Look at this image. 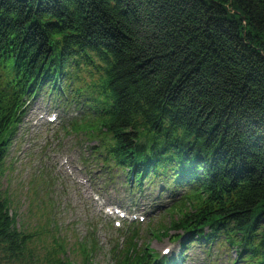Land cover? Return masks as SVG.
Returning a JSON list of instances; mask_svg holds the SVG:
<instances>
[{
  "label": "trees",
  "instance_id": "16d2710c",
  "mask_svg": "<svg viewBox=\"0 0 264 264\" xmlns=\"http://www.w3.org/2000/svg\"><path fill=\"white\" fill-rule=\"evenodd\" d=\"M40 98L104 191L171 201L157 210L178 260L129 241L114 264H182L193 245L207 264H264V0H0V264H73V246L87 264L91 239L17 222L1 187Z\"/></svg>",
  "mask_w": 264,
  "mask_h": 264
},
{
  "label": "rangeland",
  "instance_id": "374dc122",
  "mask_svg": "<svg viewBox=\"0 0 264 264\" xmlns=\"http://www.w3.org/2000/svg\"><path fill=\"white\" fill-rule=\"evenodd\" d=\"M44 101L38 99L25 113L4 164L1 187L12 203V211L17 213V222L28 220V225L34 226L42 222L43 216L56 226L55 231L59 229L70 237L71 242L82 237L91 239L98 251L87 264H114L110 258L129 241L132 245L135 243L137 249L146 246L155 257L178 260V243L168 239L173 233L163 237L168 217L164 211L157 210L161 205L156 208L151 205L158 194L136 198L132 203L126 199L124 186L117 184L104 191V178L97 175L96 167L89 169V174L102 182L100 186L87 173L84 163V154H89L87 147L77 146L79 139L65 138L55 131L71 119L60 115L59 122L57 112L46 109ZM52 114L57 124L53 120L49 122ZM57 137L62 139L60 143ZM116 181L123 182V179L116 178ZM167 198L166 195L161 197ZM170 202H162L165 209ZM54 230L49 227V231ZM150 232H158L159 237L153 238ZM234 255L230 253L229 257L233 259ZM186 256L182 264L210 262L198 245L191 246ZM68 257L73 264H85V256L76 246L69 248ZM215 264L225 263L216 261Z\"/></svg>",
  "mask_w": 264,
  "mask_h": 264
}]
</instances>
